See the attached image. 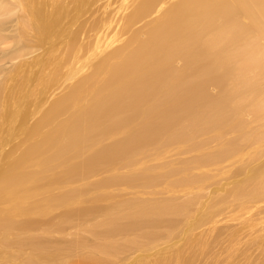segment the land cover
Returning <instances> with one entry per match:
<instances>
[{"label": "rangeland", "instance_id": "rangeland-1", "mask_svg": "<svg viewBox=\"0 0 264 264\" xmlns=\"http://www.w3.org/2000/svg\"><path fill=\"white\" fill-rule=\"evenodd\" d=\"M80 3L91 4L92 14L105 0H0V130L5 131L0 144L13 129L8 127L12 118L18 125L29 124L24 134L37 125L29 136L37 145L49 141L57 123L66 130L88 124L86 141H91L68 146L70 153L42 167L17 170V176L33 179L32 187L40 192L29 196V189L19 187L13 202L0 205L17 212L12 226L0 228V264H264V114L238 122L231 113L238 101L233 76L205 75L210 52L203 45L212 34L194 27L185 48L192 61L190 82H210L213 95L195 102L178 124L160 129L159 122L169 118L163 107H156L158 115L150 123L137 120L127 106L117 115L104 106L103 116H92L86 108L94 91L104 87L107 70L136 48L127 38L156 22L161 8L133 21L118 15L117 27L125 33L110 39H123L116 45L119 54L101 64L102 48L110 41L97 50L85 44L78 73L68 79L67 72L59 71L68 39L57 36L56 28L63 25L62 8ZM49 4L57 7L56 14L49 15ZM38 11L40 18L33 16ZM107 18L108 23L113 19ZM241 26L235 52L252 36ZM177 57L175 63L185 62L186 57ZM120 79L116 91L122 99L143 91ZM249 80L248 94L238 101L244 112L264 97V66L253 70ZM67 97L69 104L60 114L44 122L50 104ZM184 98L178 86L164 102L173 105ZM219 98L221 111L213 112L208 104ZM152 104L147 98L133 111L138 106L149 110ZM231 142L237 149H227ZM49 144L50 154L59 156V142ZM155 204L171 212L147 216Z\"/></svg>", "mask_w": 264, "mask_h": 264}, {"label": "bare ground", "instance_id": "bare-ground-1", "mask_svg": "<svg viewBox=\"0 0 264 264\" xmlns=\"http://www.w3.org/2000/svg\"><path fill=\"white\" fill-rule=\"evenodd\" d=\"M100 1L97 0V2ZM135 1L105 0V3L94 8L95 12L92 14L91 4L84 3L71 7V9L64 7L62 12L59 11V13L61 12L60 19L64 20L63 25L56 28L57 36L68 39L66 47L63 49L65 63L59 71L67 72L65 75L68 79H72L78 73L77 67L81 65L79 53L86 47L85 44H92L97 50L104 43L110 41L102 48L101 55H104V58L101 64L119 54L120 50L116 45L123 40H119V38H122L121 32L124 31L121 29V25L119 28L117 27L118 15L127 16L130 21H133L137 16L147 14L156 7L161 8L156 22L146 30L135 32L127 38L128 41L136 45V48L124 55L122 63L118 67L107 70V81L104 87L94 91L92 104L86 108L88 114L103 116L104 106H106L110 112L117 115L120 108L124 109L127 106L128 112L135 113L137 120L150 123L158 115L156 107H163L166 110L163 114L164 117L169 116V118L159 122L160 129L178 124L190 112L195 102L213 95L208 91V88L211 87L210 82L194 85L190 82L191 78L188 75V71L190 74L188 65H191L192 61L187 59L185 47L186 40L192 35L194 27L212 34V41L203 45L204 49L210 52L209 56H205L207 60L203 70L205 75L218 74L222 79L233 76L232 94L238 101H242L246 93L248 94L250 73L253 70L259 71L264 66V0H138L136 8H133L132 5ZM129 4H131L130 8L127 7ZM49 5L51 7L49 15H52L53 12L56 14L57 7ZM111 15L115 19L113 25V19L109 23L107 21V17ZM33 16L40 18L38 16L42 15L38 11L33 12ZM245 21L247 22L246 27L237 23ZM240 26L242 33L252 34V36L250 39H245L242 51L235 52L234 48L238 39L237 29ZM111 35H119V38L111 41ZM85 38L89 41H86ZM178 54L181 59L186 57L183 64L175 63ZM37 57L40 58V56ZM232 60H235L233 66L230 63ZM39 67V63H37L36 68ZM33 73L35 75L37 71L33 70ZM120 76L122 82L140 85L143 91L137 96L122 99L116 91ZM157 83L166 87L162 89L153 87ZM178 86L185 91L184 100L173 105L165 103V96L173 87ZM227 95L221 94L220 97ZM147 98L154 101L149 110L138 106L133 111L135 105ZM69 101L70 97H67L50 104L44 122L59 115L63 108L69 104ZM238 101L231 108V113L238 122L245 121V116L250 117L256 113L264 114V97L257 100L248 112L239 108ZM20 102L24 103L22 97ZM208 107L213 112H220V98L210 101ZM80 114L76 112L77 118L80 117ZM223 117L224 114H220L219 118ZM127 120L128 114L125 113L124 121L127 122ZM16 121L17 118H12L9 121L8 127L13 129L8 135L6 134L7 141L3 145L0 144V161L4 164L0 171V205L13 202L17 197L16 193L19 187L29 189L26 191V195L39 196L40 191H37L36 187H32L33 179L17 176L19 168L23 166L35 168L38 165L42 167L44 164L70 153L72 149L68 146L74 148L77 143L86 141L87 136L90 137L88 124L78 123L81 126L74 130H66L62 123H57L54 134L48 137L49 141L46 139L44 144L37 145L33 141H29V136L36 130L37 125L33 124L24 134L23 130L29 124L22 121L18 125ZM80 130L82 131L78 134ZM4 135L5 131L2 127L0 143ZM52 139L59 142V156L50 154L52 146L49 143ZM7 148H9L8 151ZM227 149H237L236 142H231ZM170 212L171 208H159L155 204L147 211V216H163ZM16 218L15 207L5 211L0 208V228L12 226L16 222Z\"/></svg>", "mask_w": 264, "mask_h": 264}]
</instances>
